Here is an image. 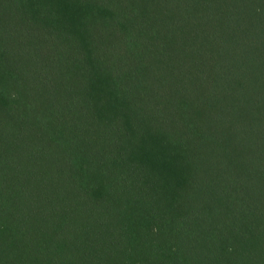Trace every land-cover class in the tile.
<instances>
[{"label":"trees","instance_id":"16d2710c","mask_svg":"<svg viewBox=\"0 0 264 264\" xmlns=\"http://www.w3.org/2000/svg\"><path fill=\"white\" fill-rule=\"evenodd\" d=\"M0 264H264V0H0Z\"/></svg>","mask_w":264,"mask_h":264}]
</instances>
